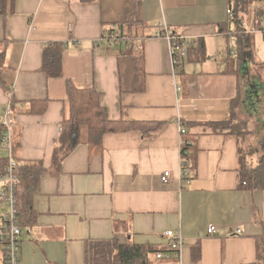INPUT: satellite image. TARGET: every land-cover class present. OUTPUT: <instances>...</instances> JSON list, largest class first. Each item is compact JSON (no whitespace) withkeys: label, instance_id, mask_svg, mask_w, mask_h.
<instances>
[{"label":"crops","instance_id":"obj_1","mask_svg":"<svg viewBox=\"0 0 264 264\" xmlns=\"http://www.w3.org/2000/svg\"><path fill=\"white\" fill-rule=\"evenodd\" d=\"M232 4L12 0L11 13L0 15V122L10 103L15 159L30 165L19 183L30 197L20 219L19 264H84L86 243L117 237L118 225L126 241L159 252L169 247L165 233L180 231V250L168 260L152 256L153 264L257 263L264 188L238 187V147L252 141L207 126L233 116L248 120L252 140L262 135V108L245 112L248 85L260 84L244 77L257 78L254 63L264 65V0L234 15ZM162 26L190 44L175 74L167 40L155 36ZM108 27L120 38L106 39ZM240 35L250 39L254 63L225 72ZM54 44L63 46L62 76L50 78L41 64ZM66 81L96 89L110 121L124 130L105 134L98 147L80 143L56 166L69 119ZM184 140L195 146L188 184L180 178ZM209 225L217 227L213 237ZM4 248L0 264H7Z\"/></svg>","mask_w":264,"mask_h":264},{"label":"trees","instance_id":"obj_2","mask_svg":"<svg viewBox=\"0 0 264 264\" xmlns=\"http://www.w3.org/2000/svg\"><path fill=\"white\" fill-rule=\"evenodd\" d=\"M252 0H230L232 8L235 12L239 13L248 9L249 3ZM12 0H0V15H7L11 13L10 5ZM232 13V12H231ZM106 39L114 38L119 39V33L117 29H112L110 27L103 29ZM239 50L236 52L235 56L228 53V65L226 64L225 72L238 73V69L241 67L242 63L253 62L251 53V42L245 35H240L238 39ZM63 46L60 44L50 45L45 49L43 60H42V70L50 77H61V56ZM142 55H139L138 59H135V66L141 69ZM140 65V66H139ZM254 69L256 71V77H244L246 83H252V81H257L260 84V88L253 87L254 95L249 96V89L246 92L247 104L245 107L246 111H251L249 108L251 105L255 107H261L264 111V65L262 63H254ZM138 68V69H139ZM3 83L0 80V85ZM255 84V83H254ZM253 86V85H252ZM5 87V86H4ZM249 88V85H248ZM138 88H136L137 90ZM66 91L69 101V119L62 123L61 132L59 133L58 141L56 143V149L53 154V164L59 166L63 158H65L70 151H72L80 143H87L88 145L98 147L101 144L102 138L105 134L112 131L124 130L122 123L110 121L106 109L100 104V94L96 89L92 88H78L72 84L70 81H66ZM45 103V102H44ZM43 103V104H44ZM254 107V110H255ZM142 125H136L137 128H141ZM211 132L217 134H228L234 135L239 139L245 141H239L240 143H245L248 139L250 142L246 148L241 149L238 147V187L244 189L252 188H264V119L262 120V135L256 136L252 140V135L248 127V120L236 121L235 117H229L227 120L219 123L208 124ZM4 128L0 127V134ZM227 131V132H226ZM240 137V138H239ZM1 143V135H0ZM183 146L181 147V170L190 171L192 156L194 154V143L189 142V140L183 141ZM246 149V154L242 151ZM14 152V147H13ZM253 153L257 157L256 167H247L246 159L252 158ZM15 156V153H14ZM255 158V157H254ZM18 163V162H17ZM245 163V164H243ZM243 164V166H242ZM7 165V159L5 156L0 157V182L1 178L5 174V167ZM30 172V165L19 166L17 173L18 182L22 179V175ZM42 172V169H41ZM181 181H185V178L180 176ZM189 178V176H188ZM16 186V198L18 206V223L21 228L22 221V209H29V196H25L19 188V184ZM4 185H2V191ZM28 205V207H26ZM122 234L125 232L123 226H117V229ZM124 230V231H122ZM122 234H118L117 237L108 240H98V241H88L85 246L84 253V264H153L152 256H155L159 251L152 250L149 247L135 244L126 241ZM125 236V235H124ZM170 244V243H169ZM166 250V249H165ZM160 251V252H164ZM197 253V251H196ZM158 260V258H156ZM161 260V259H159ZM264 264V238L258 241L257 244V263Z\"/></svg>","mask_w":264,"mask_h":264},{"label":"built area","instance_id":"obj_3","mask_svg":"<svg viewBox=\"0 0 264 264\" xmlns=\"http://www.w3.org/2000/svg\"><path fill=\"white\" fill-rule=\"evenodd\" d=\"M230 14V11H227ZM264 33V31H263ZM156 37H162L167 40L170 46L173 74L177 72V67L183 58L187 56L188 48L190 44L184 40L182 37L172 35L168 32L166 26H162L155 34ZM12 124L11 114H10V103L4 108L3 117L0 122V127L4 128L1 135L0 143V157L5 156L7 159V165L5 167V174L1 178L2 185L4 188L0 191V202L3 207L7 208V213L5 215H0L3 224H0V245H4L5 258L7 264H19L20 257V247L22 230L18 223V206L16 198V186L18 185L17 173L19 170V164L14 156L13 147L11 144V132L10 126ZM180 133L183 135L185 133L184 129H181ZM189 171L181 170L180 176L185 178V183H189ZM169 172H164L162 180L167 181ZM217 232V227L214 225H209L206 228L207 236L213 237ZM240 233V230H237ZM166 237L170 239L169 247L164 252H159L156 254V258L161 260H168L171 255L178 252L183 244V237L180 231H167L165 233Z\"/></svg>","mask_w":264,"mask_h":264},{"label":"rangeland","instance_id":"obj_4","mask_svg":"<svg viewBox=\"0 0 264 264\" xmlns=\"http://www.w3.org/2000/svg\"><path fill=\"white\" fill-rule=\"evenodd\" d=\"M250 128H252L251 126H250ZM252 132V131H251ZM252 135V134H251ZM252 137H253V135H252ZM251 139V138H250ZM250 139H249V141H250ZM244 148H246L245 146H244ZM247 149V148H246ZM246 149H244V151H242L244 154H246ZM246 150V151H245ZM255 160V161H254ZM246 162H247V167L249 166V167H251V166H253L254 167V165H256L257 164V157L255 156V158L254 159H252V158H249V159H246ZM243 164H245V163H243ZM243 164H242V166H243ZM1 186H2V181L0 182V188H1ZM122 231H124V230H122Z\"/></svg>","mask_w":264,"mask_h":264},{"label":"water","instance_id":"obj_5","mask_svg":"<svg viewBox=\"0 0 264 264\" xmlns=\"http://www.w3.org/2000/svg\"><path fill=\"white\" fill-rule=\"evenodd\" d=\"M248 89H249V91H250V92H249V96L251 97V95H254V93H253V92H254V91H253V86L250 84Z\"/></svg>","mask_w":264,"mask_h":264}]
</instances>
